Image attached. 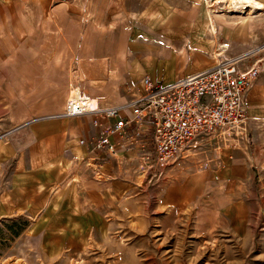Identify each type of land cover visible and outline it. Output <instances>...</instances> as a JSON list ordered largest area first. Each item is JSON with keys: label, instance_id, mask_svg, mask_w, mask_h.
<instances>
[{"label": "rangeland", "instance_id": "rangeland-1", "mask_svg": "<svg viewBox=\"0 0 264 264\" xmlns=\"http://www.w3.org/2000/svg\"><path fill=\"white\" fill-rule=\"evenodd\" d=\"M138 4V0H0V193L8 191L15 180L14 158L29 148L24 126L29 118L22 115L18 120L10 110L17 80L14 61L21 59L24 64L38 51V45L27 49L26 39L30 44L32 36L41 41L40 35L27 32L43 26L55 29L60 21L75 26L79 20L82 26L109 29V51L125 43V56L140 61L144 70L134 79L133 73L142 68L131 66V74L123 80H109V94H116L118 83L130 95L128 101L140 93L144 74L159 79L154 72L165 66L169 52L165 46L176 43L170 32L142 33ZM196 5L195 14L206 13L204 0ZM173 9V19L189 16L182 1L173 3ZM259 12L244 6L230 12L213 11V16L232 23L231 19L242 22L244 15L255 17ZM221 29L217 23L216 35L204 30L197 46L198 51L208 53L212 64L217 53L227 56L230 50ZM141 39L158 45L141 48ZM208 40L211 45L205 50ZM258 59L260 73L249 89L251 104L260 111L253 115L250 138L243 144L250 158L233 146L219 150L210 145L197 157L153 169L157 174L151 177L137 154L132 158L138 174L132 188L117 195L109 185V212L89 201V175L78 177V205H63L54 197L38 209L0 214V264H264V47L246 63ZM94 131L93 126L86 128L89 136ZM234 150L243 154L238 161L243 166L232 164ZM197 169L207 174L190 183L189 193L186 175Z\"/></svg>", "mask_w": 264, "mask_h": 264}, {"label": "crops", "instance_id": "crops-1", "mask_svg": "<svg viewBox=\"0 0 264 264\" xmlns=\"http://www.w3.org/2000/svg\"><path fill=\"white\" fill-rule=\"evenodd\" d=\"M177 1L186 4L189 16L171 18L175 14L173 3ZM199 1L138 0L137 9L141 13L142 33L152 36L166 31L176 36L175 44L171 42L165 46L169 52L164 59V68L154 72L159 79L146 73L153 79L170 83L214 65L208 53L198 51L197 47L203 41L202 32L210 31L207 13L203 9L200 13H194L196 3ZM254 1L259 2L260 6L246 4L245 7L256 8L261 12L255 17L248 18L244 15L242 22L231 19L232 23H226L224 21L226 19L222 17L215 20L212 9L214 26L216 28L217 23L220 25L224 45L230 46L227 56L250 50L252 55H255L257 50L264 47V0ZM60 23L55 29L43 26L39 31L27 32L41 36V41L35 40L36 37L32 36L30 37L33 40L32 44L27 39L23 42L26 46L30 45L26 47L27 49L30 47L33 49L32 45H38V51L34 57L26 58L24 64L21 59H15L13 64L17 80L14 84V93L10 94L12 102L10 110L18 120L23 116H25L23 119L29 118L24 120L27 121L24 126L29 148L28 151H24L22 157L17 155L14 158L15 180L8 191L0 193V214L38 209L42 207L39 204L49 202L54 197L63 205L69 203L78 205L80 196L78 177L83 178L87 175L89 201L93 202L95 207H101L109 212V185L112 193L119 195V192L130 190L133 186L132 181L138 176L137 165L132 162V158L138 154L135 149L111 155L91 151L86 145L78 142L81 137H89L86 128L93 126L92 115H57L65 109L72 84L79 86L82 92L89 94L91 98L99 100L103 106L124 103L123 101L131 98L130 95L123 91L122 85L118 83L115 84L116 94H109V80H123L124 75L130 73L131 66L140 70L142 68L140 61H133L125 56L123 42L109 51V29L82 26L80 20L75 26H66L62 21ZM138 43L141 48L158 45L156 41L148 39H141ZM210 45L211 41L208 40L205 50ZM143 71L142 68L133 73V78L140 77ZM251 94L252 90L248 89L246 103L250 118L249 132L239 141L224 142L223 145L216 146L219 150L222 147L233 146L242 149L249 158L251 157L247 146L243 144L250 138L253 115L260 111H256L252 106ZM93 128L95 129L94 126ZM230 156L233 158L232 164L237 167H240V164L244 165L238 162L243 157L240 151L234 150ZM120 159L122 162H119ZM244 169L247 171V167ZM206 174L207 170L201 169L187 174L186 180L189 185L186 187L187 192H192L190 183L193 180L197 182ZM54 190L56 193L52 194Z\"/></svg>", "mask_w": 264, "mask_h": 264}, {"label": "built area", "instance_id": "built-area-1", "mask_svg": "<svg viewBox=\"0 0 264 264\" xmlns=\"http://www.w3.org/2000/svg\"><path fill=\"white\" fill-rule=\"evenodd\" d=\"M251 50L219 52L209 68L164 83L146 74L140 93L118 105H93L89 94L69 93L60 115H92L96 131L78 139L89 150L111 155L135 149L153 169L200 154L205 147L239 141L249 132L246 94L260 73Z\"/></svg>", "mask_w": 264, "mask_h": 264}, {"label": "bare ground", "instance_id": "bare-ground-1", "mask_svg": "<svg viewBox=\"0 0 264 264\" xmlns=\"http://www.w3.org/2000/svg\"><path fill=\"white\" fill-rule=\"evenodd\" d=\"M204 1L206 2L207 6H208L206 13H207V19L209 22L210 32L214 35L217 34V30H216L217 27L215 28L214 23H213V19H212V11L213 10L216 12L217 11H223V10L235 11V10H238V9L244 7L246 4L252 5V6H254V5L260 6V3L254 1V0H204ZM211 8L213 10H211ZM258 61H260V60H258ZM71 86H72V88L70 90L71 94H76L79 91H82L81 88L77 85L72 84ZM91 99H92L93 105H96V104L102 105L101 102H99V100H95L94 98H91ZM58 116H63V115H58Z\"/></svg>", "mask_w": 264, "mask_h": 264}]
</instances>
